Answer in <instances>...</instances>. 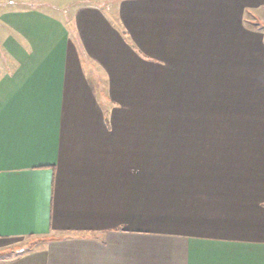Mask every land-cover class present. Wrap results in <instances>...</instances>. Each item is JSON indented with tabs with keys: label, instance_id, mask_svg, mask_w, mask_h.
Returning a JSON list of instances; mask_svg holds the SVG:
<instances>
[{
	"label": "crops",
	"instance_id": "1",
	"mask_svg": "<svg viewBox=\"0 0 264 264\" xmlns=\"http://www.w3.org/2000/svg\"><path fill=\"white\" fill-rule=\"evenodd\" d=\"M26 1L0 11V264H264V0ZM72 1L111 5L45 11Z\"/></svg>",
	"mask_w": 264,
	"mask_h": 264
},
{
	"label": "rangeland",
	"instance_id": "2",
	"mask_svg": "<svg viewBox=\"0 0 264 264\" xmlns=\"http://www.w3.org/2000/svg\"><path fill=\"white\" fill-rule=\"evenodd\" d=\"M97 5L99 6L100 4L102 6H110L111 5V1H105L103 3H93L91 1H72V2H66V3H56V4H49L47 5L48 8H52V9H47L45 11L55 15L56 17H62L65 18L67 17L68 19L71 18V14L73 12V10L78 7V6H84V5ZM40 6H46V4H42L41 2H37V1H12V3L10 1H6V2H0V11H8V10H15V9H23V8H31V7H40ZM53 10L55 11V13H53ZM252 25L254 27L257 28V31L261 34H264V18L259 17V15L257 17H252ZM162 66V65H160ZM162 71H165L162 70ZM171 77V76H170ZM169 77V78H170ZM263 99V95H259L258 100L260 103L264 104L262 102ZM256 105L253 106L252 108H244L247 111H251L249 113V120H253V118H257L256 120L261 123L264 121V110L262 106H257V103H255ZM238 109V108H237ZM229 124V123H228ZM227 125V124H225ZM169 128L165 127V128H160L157 127L156 131L160 132L157 134H161V133H168ZM228 130V129H226ZM37 240L35 239H31V240H19L16 242H12L11 246L9 247V251L6 252L5 255H13L14 253H16V251L18 249H20L21 247L24 246H28L31 247L35 244H37Z\"/></svg>",
	"mask_w": 264,
	"mask_h": 264
},
{
	"label": "trees",
	"instance_id": "3",
	"mask_svg": "<svg viewBox=\"0 0 264 264\" xmlns=\"http://www.w3.org/2000/svg\"><path fill=\"white\" fill-rule=\"evenodd\" d=\"M28 248H30V247H27V248H25V249L21 250V252H24L25 250H28Z\"/></svg>",
	"mask_w": 264,
	"mask_h": 264
}]
</instances>
